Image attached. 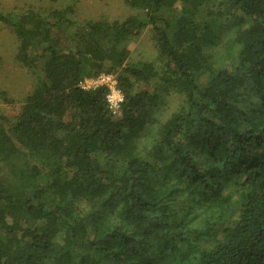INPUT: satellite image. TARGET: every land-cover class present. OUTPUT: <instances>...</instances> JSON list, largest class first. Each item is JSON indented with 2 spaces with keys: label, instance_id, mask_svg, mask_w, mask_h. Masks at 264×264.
Instances as JSON below:
<instances>
[{
  "label": "trees",
  "instance_id": "obj_1",
  "mask_svg": "<svg viewBox=\"0 0 264 264\" xmlns=\"http://www.w3.org/2000/svg\"><path fill=\"white\" fill-rule=\"evenodd\" d=\"M125 1L147 19L0 11L35 76L0 112V264H264V0ZM148 25L160 60L130 63Z\"/></svg>",
  "mask_w": 264,
  "mask_h": 264
},
{
  "label": "rangeland",
  "instance_id": "obj_2",
  "mask_svg": "<svg viewBox=\"0 0 264 264\" xmlns=\"http://www.w3.org/2000/svg\"><path fill=\"white\" fill-rule=\"evenodd\" d=\"M71 3L75 8V17L78 19H105L124 20L129 16H137L147 19L145 12L133 8L125 0H0V11L11 12L20 7H30L41 11H50ZM235 30L227 31L219 43L217 50L223 49L224 42L234 35ZM154 30L151 26L144 28L140 34L127 42L129 49V62H154L160 60L159 49L154 38ZM18 39L12 29L0 23V112L8 116L16 115L25 97L32 91L35 84V76L31 70L19 63L16 58L18 52ZM181 95L173 93L164 102L160 110L162 118L168 117L181 103Z\"/></svg>",
  "mask_w": 264,
  "mask_h": 264
},
{
  "label": "built area",
  "instance_id": "obj_3",
  "mask_svg": "<svg viewBox=\"0 0 264 264\" xmlns=\"http://www.w3.org/2000/svg\"><path fill=\"white\" fill-rule=\"evenodd\" d=\"M80 85L85 89L105 86L107 88L106 101L111 112L117 117L122 115L124 93L118 86V81L114 74L101 73L92 78H85Z\"/></svg>",
  "mask_w": 264,
  "mask_h": 264
}]
</instances>
